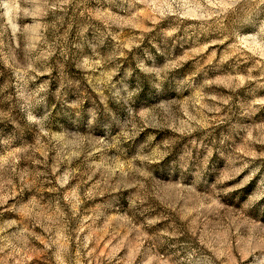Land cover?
Returning a JSON list of instances; mask_svg holds the SVG:
<instances>
[{
	"label": "rangeland",
	"instance_id": "374dc122",
	"mask_svg": "<svg viewBox=\"0 0 264 264\" xmlns=\"http://www.w3.org/2000/svg\"><path fill=\"white\" fill-rule=\"evenodd\" d=\"M0 264H264V0H0Z\"/></svg>",
	"mask_w": 264,
	"mask_h": 264
}]
</instances>
